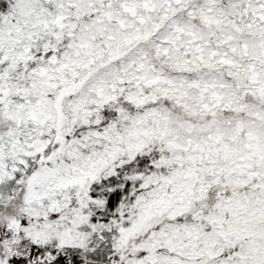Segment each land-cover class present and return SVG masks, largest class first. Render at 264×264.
I'll return each instance as SVG.
<instances>
[{
  "label": "snow or ice",
  "instance_id": "6c2138e0",
  "mask_svg": "<svg viewBox=\"0 0 264 264\" xmlns=\"http://www.w3.org/2000/svg\"><path fill=\"white\" fill-rule=\"evenodd\" d=\"M0 264H264V0H0Z\"/></svg>",
  "mask_w": 264,
  "mask_h": 264
}]
</instances>
